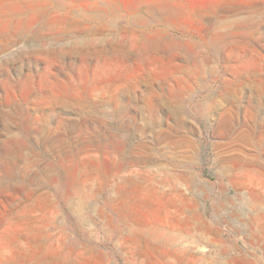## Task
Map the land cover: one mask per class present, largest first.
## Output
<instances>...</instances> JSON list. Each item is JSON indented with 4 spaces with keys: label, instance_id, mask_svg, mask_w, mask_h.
Instances as JSON below:
<instances>
[{
    "label": "rangeland",
    "instance_id": "374dc122",
    "mask_svg": "<svg viewBox=\"0 0 264 264\" xmlns=\"http://www.w3.org/2000/svg\"><path fill=\"white\" fill-rule=\"evenodd\" d=\"M21 29L0 44V264H264V0H0ZM170 128L166 193L121 183L145 177L122 149Z\"/></svg>",
    "mask_w": 264,
    "mask_h": 264
},
{
    "label": "bare ground",
    "instance_id": "6f19581e",
    "mask_svg": "<svg viewBox=\"0 0 264 264\" xmlns=\"http://www.w3.org/2000/svg\"><path fill=\"white\" fill-rule=\"evenodd\" d=\"M40 25V24H39ZM43 25V26H42ZM41 26L42 27H40L39 26V28H38V30H37V34H36V36H37V46L39 47H42L43 45H45L43 42H42V40H44V39H42V37H43V35H42V31H43V29H45V26L46 25H44V24H41ZM78 26V25H77ZM26 29V28H25ZM25 29H23V30H25ZM35 29H37V27L35 28ZM29 30H31V29H29ZM49 30V29H48ZM88 30V29H87ZM96 30V29H95ZM21 31H22V29H21ZM26 31V33L28 32L29 34H30V31H27V30H25ZM25 31H22V32H25ZM32 31V30H31ZM93 31V30H92ZM91 31V32H92ZM45 32V31H44ZM96 32V31H95ZM17 33H19V32H17ZM48 33V32H47ZM46 33V34H47ZM33 34H34V32H33ZM44 34V33H43ZM45 34V35H46ZM88 34V33H87ZM86 34V35H87ZM35 35V34H34ZM45 35H44V37H45ZM85 35V36H86ZM18 36V35H17ZM23 36V35H22ZM21 36V37H22ZM30 36V35H29ZM7 37V36H6ZM25 37V36H24ZM27 37V36H26ZM30 37H32V36H30ZM1 38V37H0ZM19 38V37H18ZM76 38V36L75 37H69V39H68V42L67 43H62V46L60 45L59 47H58V49L59 50H65V52H71V53H73V52H75L76 53V51H78V49L79 48H81L80 47V45H79V42H78V38H77V40L75 39ZM6 39V38H5ZM50 39H52V42H54L55 41V39H57L56 37H50ZM75 39V40H74ZM4 40V39H3ZM31 40V39H30ZM32 40L34 41V36H33V38H32ZM83 41V40H82ZM36 44V43H35ZM34 46V45H33ZM36 47V46H35ZM31 48V47H30ZM30 48H28L29 50H30ZM43 48V47H42ZM55 48H56V46H54V45H52L51 46V48H47L46 50H45V52H49V53H52L51 51H53V50H55ZM26 49V48H25ZM20 50H22V49H20ZM19 50V51H20ZM40 50H43V49H40ZM43 50V51H44ZM57 50V49H56ZM26 51V50H25ZM34 51V50H33ZM28 52H30V51H28ZM28 52H26V53H28ZM38 52V51H37ZM36 52V53H37ZM44 52V53H45ZM25 53V52H24ZM32 53H34V52H32ZM103 115H106V114H101V117L102 118H104V116ZM145 120V119H144ZM149 122H150V120H149ZM150 124V123H149ZM174 127V126H173ZM140 129V128H139ZM174 128H170V130L168 131L169 133L168 134H162V135H158L157 136V144H156V146H154V144H153V146H151V144H142V149L144 150V152L143 153H141V154H137V155H135V154H133V152L131 153V151L130 150H132V149H126V147H124L123 149H122V151L120 152V156H119V158H120V160H119V164H118V169H122L123 170V168L125 167V164H136V165H139V166H144V169L142 168V173H143V171H144V176L145 177H142V176H140L139 174L138 175H134V174H132V175H130V176H128V177H124V178H122L121 179V183H124V184H126V183H133V184H137L138 182H141V179L146 183V186H147V188L151 191L152 189L153 190H155V191H157L158 190V192H160V193H166V192H164V191H161L162 189H164V188H167L168 187V180L170 179V178H172V177H178L179 176V173L177 172V171H174L173 170V167H174V164H176L177 163V154H176V150H177V148L178 147H181V142H179L178 140H176V139H174V135L175 134H173L174 132H176L177 131V129H176V131L175 130H173ZM254 132H255V135L254 136H259V135H261V134H258V133H256V130H254ZM254 138V137H253ZM250 139H252V137L250 138ZM51 145V144H50ZM158 146L160 147V146H162V149H160V148H158ZM190 146H191V144H190ZM159 149V150H158ZM133 151V150H132ZM169 153V158L172 160L171 161V163H172V165H169L170 166V168H171V171L169 172L168 171V167H167V165L165 164V163H163V159L165 158V157H167V154ZM129 167V166H128ZM127 167V168H128ZM55 169L56 168H54L53 169V172H55ZM84 169V168H83ZM91 169H93V168H91ZM87 170V169H86ZM85 171V170H84ZM95 171V170H94ZM54 173H52V175H53ZM75 174V178H76V180H77V178H79V174L77 173V172H75L74 173ZM95 172H91V171H85V173L83 174V180L81 181V182H86V181H88V180H92V179H95ZM51 176V175H50ZM53 178H54V180H57V177L55 176V174L53 175ZM80 179V178H79ZM75 181V180H74ZM96 181V180H95ZM186 181L187 182H190V183H192L191 182V178H190V176H188L187 175V177H186ZM77 182V181H76ZM182 179H181V177H180V181L178 180V181H176L172 186H170L171 188H173V189H175V191H179L180 190V185L182 184ZM138 186H140V185H138ZM91 187H92V185H91ZM89 188V187H86V186H83V185H81V186H78L77 188H76V190L74 191V193H75V196H77L78 198H80L83 202H85L87 199H89L88 197L90 196L91 197V194H92V188ZM141 187V186H140ZM177 187V188H176ZM190 187H191V184H190ZM96 190V189H95ZM125 191V190H124ZM123 190H119L118 192H117V195L118 196H120V197H125V192H124ZM128 192V191H127ZM81 204V203H80ZM98 212V211H97ZM190 226H192L191 224H190ZM214 234H216V232H213ZM176 236V235H175ZM211 240H213V239H211ZM216 240V239H215ZM214 240V241H215ZM264 243V242H263ZM245 258V257H244ZM222 260V259H221ZM252 261V260H251ZM214 264H223V261H220V260H215L214 262H213ZM244 263V262H243ZM247 263H250V264H255V262L253 261V262H247ZM245 264V263H244Z\"/></svg>",
    "mask_w": 264,
    "mask_h": 264
},
{
    "label": "crops",
    "instance_id": "0c3cea01",
    "mask_svg": "<svg viewBox=\"0 0 264 264\" xmlns=\"http://www.w3.org/2000/svg\"><path fill=\"white\" fill-rule=\"evenodd\" d=\"M17 32L18 31H16V30H14V31H5V32H1L0 31V37H1L0 38V44H4L3 46H7L8 44H10L13 41V38L16 37L17 35L20 38H23L21 36L24 35V32H22L21 30L19 31V33H17ZM27 35H30V34L27 32ZM31 36H34V34L31 33Z\"/></svg>",
    "mask_w": 264,
    "mask_h": 264
}]
</instances>
